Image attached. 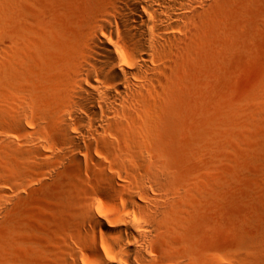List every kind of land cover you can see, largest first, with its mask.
<instances>
[{
    "label": "bare ground",
    "instance_id": "6f19581e",
    "mask_svg": "<svg viewBox=\"0 0 264 264\" xmlns=\"http://www.w3.org/2000/svg\"><path fill=\"white\" fill-rule=\"evenodd\" d=\"M216 2L0 0V172L18 179L43 154L37 138H53L49 155L79 175L54 243L26 263L0 252V264H264V166L257 205L223 252L206 240L221 184L207 173L204 248L181 254L196 193L174 185L154 138L164 89ZM248 112L244 139L264 145V91Z\"/></svg>",
    "mask_w": 264,
    "mask_h": 264
},
{
    "label": "rangeland",
    "instance_id": "374dc122",
    "mask_svg": "<svg viewBox=\"0 0 264 264\" xmlns=\"http://www.w3.org/2000/svg\"><path fill=\"white\" fill-rule=\"evenodd\" d=\"M209 14L164 89L165 119L154 137L165 150L174 185L196 193H191L192 209L177 249L182 254L191 248L197 256L204 248L203 221L210 215L198 193L200 182L208 172L221 177L217 224L206 240L223 252L257 205L254 181L264 166V145L244 139L249 107L264 91V0H217ZM37 141L43 154L27 164L21 177L0 172L7 186L0 188V252L21 263L38 259L39 248L53 240L77 197L76 165H61L49 155V149L58 148L53 138ZM88 167L84 161L79 165L82 173ZM22 179L19 188L16 182Z\"/></svg>",
    "mask_w": 264,
    "mask_h": 264
}]
</instances>
